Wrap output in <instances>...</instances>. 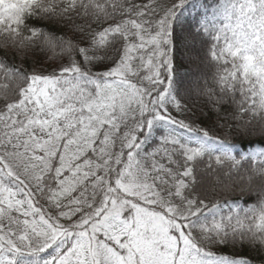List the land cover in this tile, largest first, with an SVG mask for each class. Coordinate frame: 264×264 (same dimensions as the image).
I'll return each instance as SVG.
<instances>
[{
  "label": "snow or ice",
  "instance_id": "6c2138e0",
  "mask_svg": "<svg viewBox=\"0 0 264 264\" xmlns=\"http://www.w3.org/2000/svg\"><path fill=\"white\" fill-rule=\"evenodd\" d=\"M181 49L211 76L178 74ZM256 258L264 0H0V264Z\"/></svg>",
  "mask_w": 264,
  "mask_h": 264
},
{
  "label": "trees",
  "instance_id": "16d2710c",
  "mask_svg": "<svg viewBox=\"0 0 264 264\" xmlns=\"http://www.w3.org/2000/svg\"><path fill=\"white\" fill-rule=\"evenodd\" d=\"M189 60L190 59L188 58L187 54H182V49L178 50L177 64H176V70L178 74L180 75L189 74L191 76H195L199 74L198 73L199 71L201 74H205L206 76L210 77L212 72L214 71V69L211 66L207 65L206 63H204L203 65L193 64V66H195L194 67L195 70H194L193 67L189 64ZM188 103L190 104V106H193V104L195 105L193 107L194 115H192L190 118L195 120L197 124H202V126L208 127L209 129L213 130L215 134L220 135L224 138L233 139V141L236 143L240 142L241 138L235 136V134L229 130L228 124L230 122H226L224 119H220L219 121H217V114L211 111L209 107L204 106L202 101L197 100L195 97H193L192 100L188 101ZM220 115L223 116L224 112L221 111ZM217 124H224L225 126L221 129L217 126ZM253 127L255 128L256 135L251 137H245L244 138L245 140L260 139L259 126L254 124ZM207 195L210 200H223L225 198L235 199V198H240L242 196V194L239 191H235V192L221 191L219 188H217L216 191L209 190ZM243 198L246 200L249 199L248 194L246 193L243 194ZM254 264H264V262H262L259 258H256L254 260Z\"/></svg>",
  "mask_w": 264,
  "mask_h": 264
},
{
  "label": "rangeland",
  "instance_id": "374dc122",
  "mask_svg": "<svg viewBox=\"0 0 264 264\" xmlns=\"http://www.w3.org/2000/svg\"><path fill=\"white\" fill-rule=\"evenodd\" d=\"M189 64L193 67V69L195 70V66H193V64L195 65V64H198V65H203L204 64V62H201L200 60H197V59H195L194 57L192 58V59H190L189 60ZM198 73L199 74H201L199 71H198ZM198 74V75H199Z\"/></svg>",
  "mask_w": 264,
  "mask_h": 264
}]
</instances>
